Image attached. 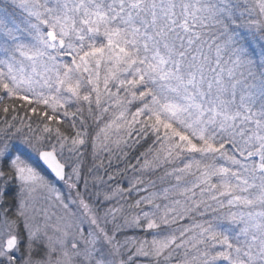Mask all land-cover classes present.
Returning <instances> with one entry per match:
<instances>
[{"label": "snow or ice", "instance_id": "1", "mask_svg": "<svg viewBox=\"0 0 264 264\" xmlns=\"http://www.w3.org/2000/svg\"><path fill=\"white\" fill-rule=\"evenodd\" d=\"M0 264H264V0H0Z\"/></svg>", "mask_w": 264, "mask_h": 264}]
</instances>
